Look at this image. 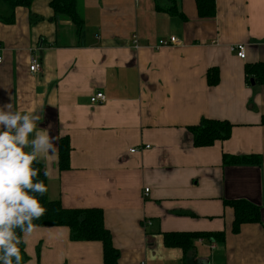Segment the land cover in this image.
Segmentation results:
<instances>
[{
  "label": "crops",
  "instance_id": "crops-1",
  "mask_svg": "<svg viewBox=\"0 0 264 264\" xmlns=\"http://www.w3.org/2000/svg\"><path fill=\"white\" fill-rule=\"evenodd\" d=\"M215 1V17L201 18L195 0H79L82 43L68 19L53 20L51 0L0 21V106L41 115L36 130L52 125L57 155L40 160L48 196L66 209H102L118 264H264V86L245 74L264 63V0ZM173 6L183 17L167 12ZM171 37L179 44L157 49ZM239 44L245 60L233 52ZM96 93L106 102L91 104ZM203 119L231 123V138L195 147L189 129ZM62 139L72 148L65 171ZM224 155H256L262 166L225 165ZM226 201L256 205L261 223L234 233ZM183 232L225 237L201 238L187 254L166 248L165 233ZM21 244L26 264H104L101 242H74L66 227H37Z\"/></svg>",
  "mask_w": 264,
  "mask_h": 264
},
{
  "label": "trees",
  "instance_id": "trees-1",
  "mask_svg": "<svg viewBox=\"0 0 264 264\" xmlns=\"http://www.w3.org/2000/svg\"><path fill=\"white\" fill-rule=\"evenodd\" d=\"M37 0H0V21L4 24H13L15 21V11L17 8L30 9ZM174 2V0H169ZM79 0H51L50 7L54 12L53 20L58 22L60 17L68 19L75 27V33L82 43L85 38L84 19L78 9ZM198 14L201 18H214L216 15L215 0H195ZM7 15L3 14V11ZM167 12L172 16L183 17L178 9L173 6ZM36 17L32 21H37ZM245 74L248 83L252 81L264 86V63L247 65ZM207 81L210 86H216L219 83V71L211 69L207 75ZM264 125V118L262 120ZM193 135L194 146L198 148L211 147L217 142H224L231 138L233 125L227 121H215L203 119L199 125L190 127ZM72 148L67 139L59 142V168L62 171L70 168V154ZM223 163L225 165L244 164L249 166H262V160L259 156H228L224 155ZM39 169V174L34 178V182L43 181L47 187L48 179L44 175L45 168L39 162L34 164ZM40 200L46 212L39 219L33 221L38 227H66L70 230V238L74 242H101L103 244L104 264H118L119 251L113 246L112 235L105 227L104 212L102 209H66L60 201L50 200L48 192L43 195L35 194ZM227 205L233 207L235 220L233 223V232L238 233L245 224L261 223V211L256 205L246 201H226ZM18 235L22 233L17 229ZM223 233H165L163 235L166 248H178L184 254L191 252L195 248V242L201 238L215 239L224 241ZM20 250L24 264L28 262L25 254L24 245L21 244Z\"/></svg>",
  "mask_w": 264,
  "mask_h": 264
},
{
  "label": "clouds",
  "instance_id": "clouds-1",
  "mask_svg": "<svg viewBox=\"0 0 264 264\" xmlns=\"http://www.w3.org/2000/svg\"><path fill=\"white\" fill-rule=\"evenodd\" d=\"M42 119L14 110L13 103L0 106V264H24L19 245L27 243L38 227L33 221L46 212L35 194L43 195L47 187L34 182L39 174L34 164L56 157L59 137L50 135L51 124L36 130ZM44 175L51 178L47 168Z\"/></svg>",
  "mask_w": 264,
  "mask_h": 264
},
{
  "label": "built area",
  "instance_id": "built-area-1",
  "mask_svg": "<svg viewBox=\"0 0 264 264\" xmlns=\"http://www.w3.org/2000/svg\"><path fill=\"white\" fill-rule=\"evenodd\" d=\"M135 1H137V0H135ZM137 43H138L137 38L135 37L134 44H136V46H137ZM178 44H179L178 39L176 37H171L169 39V41L160 40L158 43L157 49H160L162 47H167V46H175ZM3 52H4V47L0 43V64L3 62V56H2ZM233 52L236 53V55L239 59L245 60L246 56H247V47L244 44L236 45L235 47H233ZM41 69H42L41 62L36 58L32 59L31 65H30V71L33 73H37V72L41 71ZM90 101H91V104H95V105L103 104L106 102V98H105L103 93H96L93 97H91ZM149 148H150V146H146L144 149H149ZM130 152L136 153L137 149H132ZM145 193L148 194L149 189H146ZM213 248H215V247L213 246ZM140 264H148V263L146 261H142Z\"/></svg>",
  "mask_w": 264,
  "mask_h": 264
},
{
  "label": "water",
  "instance_id": "water-1",
  "mask_svg": "<svg viewBox=\"0 0 264 264\" xmlns=\"http://www.w3.org/2000/svg\"><path fill=\"white\" fill-rule=\"evenodd\" d=\"M252 84L254 85V84H255V82H254V81H252Z\"/></svg>",
  "mask_w": 264,
  "mask_h": 264
}]
</instances>
